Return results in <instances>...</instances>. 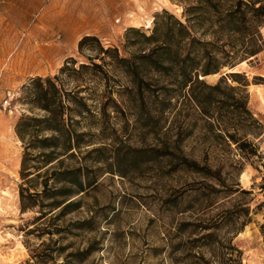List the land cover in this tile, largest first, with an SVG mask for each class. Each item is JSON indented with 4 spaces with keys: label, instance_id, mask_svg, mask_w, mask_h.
Wrapping results in <instances>:
<instances>
[{
    "label": "trees",
    "instance_id": "obj_1",
    "mask_svg": "<svg viewBox=\"0 0 264 264\" xmlns=\"http://www.w3.org/2000/svg\"><path fill=\"white\" fill-rule=\"evenodd\" d=\"M180 2V18L163 10L155 15L149 34L135 27L126 30L129 56H121L116 47L105 48L94 35H83L77 48L88 52L85 61L68 57L54 75L34 76L22 84L17 100L31 111H41L20 114L13 127L22 144L20 212L36 213L21 229L25 236L39 239L34 246L23 242L31 263L83 264L94 251L93 243L85 248L71 241L63 244L68 236L93 230L94 217L64 218L81 207L82 199L74 197L96 185L100 169L90 164L98 161L93 153L99 136L93 130L107 128L112 112H128L151 133L166 128L163 150L150 160L164 157L175 171L202 177L191 192L205 199L206 207L218 208L200 228L206 232L182 243L188 250L183 264H241L243 252L232 240L253 211L263 219L259 231L264 248V199L250 206L253 189L264 191V172L252 189L242 188L238 181L247 163L260 171L263 160L258 145L248 138L261 129L247 107L249 82L238 72L225 73L214 84L204 80L264 49V0ZM179 99V111L185 108L183 116L192 122L178 126L181 130L172 138L173 125L164 127L159 121L175 110ZM194 133L205 146L202 163L183 149ZM220 141L238 158L225 153L223 163H213L215 154L208 153ZM218 198L228 205L218 203Z\"/></svg>",
    "mask_w": 264,
    "mask_h": 264
},
{
    "label": "rangeland",
    "instance_id": "obj_2",
    "mask_svg": "<svg viewBox=\"0 0 264 264\" xmlns=\"http://www.w3.org/2000/svg\"><path fill=\"white\" fill-rule=\"evenodd\" d=\"M163 10L180 18L182 3L180 0H2L3 85L19 92L29 78L57 73L68 57L85 61L84 55L88 52L81 53L77 48L83 35H94L105 48L116 47L121 56H129L132 49L125 47L126 30L135 27L149 34L155 15ZM261 32L264 37V26ZM228 72L246 76L249 82L247 107L261 124L260 130L255 129V134L248 135L263 155L258 164L260 171L247 163L238 178L242 188L252 189L264 172V49L232 67L225 66L205 76L204 80L214 84ZM116 80L123 83L122 77L117 76ZM227 82L236 85L229 78ZM180 103L179 99L175 110L159 121L164 127L173 125L172 138L181 130L178 126L192 122L190 116H183L185 108L179 111ZM16 104L17 111L13 114L0 111V264H33L23 242L34 246L39 239L34 235L25 236L21 229L36 213L20 212L18 184L22 144L13 127L20 114H41V111H31L20 98ZM107 125L103 130H93L99 136L94 145L98 150L93 153L98 161L87 164L92 169H100L96 185L74 197L82 199L81 207L64 218L74 221L93 216L95 227L66 237L63 244L71 241L74 247L85 248L93 243L94 251L83 264L185 263L182 258L188 250L182 243L199 232H206L200 228L207 226L218 210L206 207L207 201L191 192L204 179L175 171L173 163H168L164 157L150 160L163 150L166 128L151 133L128 112H112ZM204 148L195 133L183 144L184 151L201 163ZM211 149L213 152L208 156H217L212 158L213 163H223L225 153V156L238 158L233 155L234 151L228 154L221 141ZM251 197L253 208L264 199V191L259 192L255 187ZM219 198L218 203L228 205L227 200ZM262 222L261 214L253 211L250 222L233 237L232 243L243 252L241 264H264L259 231ZM205 256H208L207 251ZM62 258L57 257V260Z\"/></svg>",
    "mask_w": 264,
    "mask_h": 264
},
{
    "label": "built area",
    "instance_id": "obj_3",
    "mask_svg": "<svg viewBox=\"0 0 264 264\" xmlns=\"http://www.w3.org/2000/svg\"><path fill=\"white\" fill-rule=\"evenodd\" d=\"M4 66L0 68V111L13 114L17 111V96L19 94L18 90L14 88H7L3 85L2 71Z\"/></svg>",
    "mask_w": 264,
    "mask_h": 264
},
{
    "label": "crops",
    "instance_id": "obj_4",
    "mask_svg": "<svg viewBox=\"0 0 264 264\" xmlns=\"http://www.w3.org/2000/svg\"><path fill=\"white\" fill-rule=\"evenodd\" d=\"M1 1H2V0H1ZM1 1H0V2H1ZM2 27H3V23L0 22V32H1L0 37L3 35V31H4ZM2 60H3V59H0V66L2 65V63H1ZM0 68H1V67H0Z\"/></svg>",
    "mask_w": 264,
    "mask_h": 264
}]
</instances>
